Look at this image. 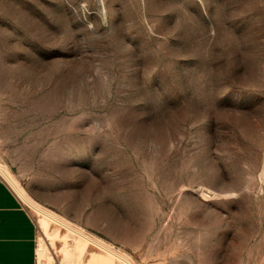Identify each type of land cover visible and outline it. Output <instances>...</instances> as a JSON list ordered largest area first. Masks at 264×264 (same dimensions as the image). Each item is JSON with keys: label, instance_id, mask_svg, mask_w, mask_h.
Returning a JSON list of instances; mask_svg holds the SVG:
<instances>
[{"label": "rangeland", "instance_id": "rangeland-1", "mask_svg": "<svg viewBox=\"0 0 264 264\" xmlns=\"http://www.w3.org/2000/svg\"><path fill=\"white\" fill-rule=\"evenodd\" d=\"M0 172L37 264H264V0H0Z\"/></svg>", "mask_w": 264, "mask_h": 264}, {"label": "crops", "instance_id": "crops-1", "mask_svg": "<svg viewBox=\"0 0 264 264\" xmlns=\"http://www.w3.org/2000/svg\"><path fill=\"white\" fill-rule=\"evenodd\" d=\"M38 224L0 175V264L38 263Z\"/></svg>", "mask_w": 264, "mask_h": 264}, {"label": "bare ground", "instance_id": "bare-ground-1", "mask_svg": "<svg viewBox=\"0 0 264 264\" xmlns=\"http://www.w3.org/2000/svg\"><path fill=\"white\" fill-rule=\"evenodd\" d=\"M43 215H44L43 216L44 218L42 220V227H44V229L47 231L48 230V227H49V224H50V223H48L49 214L46 211H43Z\"/></svg>", "mask_w": 264, "mask_h": 264}, {"label": "built area", "instance_id": "built-area-1", "mask_svg": "<svg viewBox=\"0 0 264 264\" xmlns=\"http://www.w3.org/2000/svg\"><path fill=\"white\" fill-rule=\"evenodd\" d=\"M0 175L2 176V174H1V172H0ZM3 177V176H2ZM4 178V177H3ZM5 179V178H4ZM6 180V179H5ZM7 181V180H6ZM8 182V184L11 186V188L17 193V191H16V189L12 186V184L9 182V181H7ZM17 195H18V193H17ZM19 196V195H18ZM20 197V196H19Z\"/></svg>", "mask_w": 264, "mask_h": 264}]
</instances>
